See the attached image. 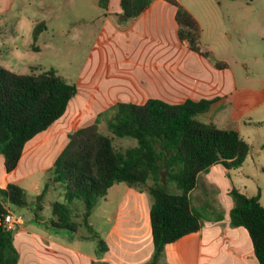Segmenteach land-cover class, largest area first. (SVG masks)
<instances>
[{
  "label": "crops",
  "instance_id": "obj_1",
  "mask_svg": "<svg viewBox=\"0 0 264 264\" xmlns=\"http://www.w3.org/2000/svg\"><path fill=\"white\" fill-rule=\"evenodd\" d=\"M176 1L199 24L200 49L208 57L193 52L189 43L180 39L178 8L167 0H152L149 8L135 19L125 17L122 0H109L106 7L97 0L94 6L99 14L95 20H101L102 26L81 76L78 93L66 113L26 144L13 172H7L5 159L0 154V188L19 185L26 191L27 201L31 196L28 202L32 204L48 186L39 220L32 210L31 216H27L24 209L19 212L11 209L25 217V223L14 232L15 247L20 255L18 264H148L153 259L152 199L146 191L124 183L112 186L89 217L90 225L108 246L105 253L98 255L97 242L85 227L71 233L50 226L52 204L64 198L63 191L59 190V185L52 184L48 174L67 146L70 134L93 125L100 114L118 103L144 104L149 99L170 104L216 100L210 110L200 116L204 122H213L221 113H228L231 118L233 111L246 106L240 104L241 99L235 95L248 90L245 87L248 82H243L229 61L215 55L214 48L204 43L201 20L184 0ZM16 2L0 0V18L6 17ZM222 5V2L218 4ZM262 106L264 98L241 113L236 126L228 128L237 130L250 146L252 134L245 135L242 126L259 124L250 116ZM231 171L215 165L200 175L191 193L193 207L197 210L206 206L211 217L202 215V228L168 245L163 258L155 264H260L248 231L230 225L229 214L234 205L230 192L236 187L244 194L233 179H228ZM51 186L54 195L49 192ZM259 193L261 201V188L256 195L247 196L255 197ZM48 195L59 201L50 199L47 203ZM209 199L213 206L208 203Z\"/></svg>",
  "mask_w": 264,
  "mask_h": 264
},
{
  "label": "trees",
  "instance_id": "obj_2",
  "mask_svg": "<svg viewBox=\"0 0 264 264\" xmlns=\"http://www.w3.org/2000/svg\"><path fill=\"white\" fill-rule=\"evenodd\" d=\"M108 1L100 0L103 7ZM167 1L178 8L180 39L187 41L193 52L208 57L200 49L197 21L176 0ZM151 2L122 0L125 17H139ZM38 31L40 26L34 32L35 40ZM77 93V86L54 69L34 67L21 74L0 66V154L8 173L18 167L26 144L62 118ZM215 101L170 104L149 99L144 104H116L107 126L113 137L136 141L134 147L126 150L116 149L113 137L101 133V114L93 125L70 134L67 146L50 170L51 181L62 187L64 197L63 202L52 204L50 226L71 233L85 227L97 242L98 255L105 253L108 246L90 225L89 217L112 186L124 183L146 191L152 199L154 255L148 264L161 260L168 245L198 232L203 226V216L193 207L191 193L200 175L215 165L239 169L251 150L237 130L221 129L200 120ZM47 187L32 204L19 185L0 188V215L12 208L29 209L39 220ZM230 196L234 203L230 225L248 231L256 258L264 264V206L260 193L248 197L233 187ZM19 259L14 232L0 226V264H18Z\"/></svg>",
  "mask_w": 264,
  "mask_h": 264
},
{
  "label": "rangeland",
  "instance_id": "obj_3",
  "mask_svg": "<svg viewBox=\"0 0 264 264\" xmlns=\"http://www.w3.org/2000/svg\"><path fill=\"white\" fill-rule=\"evenodd\" d=\"M16 1L6 17L0 18V66L21 74L29 73L34 67L54 69L78 88L102 26L101 20H95L99 14V9L94 6L97 0ZM184 1L201 20L205 30L204 43L214 48L215 55L228 60L243 82H248L245 87L249 89L235 95L241 99L239 103L246 106L233 111L231 118L228 113H221L213 122H208L215 124L217 121L215 125L222 129L236 126L240 114L264 98V0ZM221 2L223 5L218 6ZM39 26L41 31L35 40L34 32ZM115 105L101 114L100 131L111 137L114 135L107 122L113 116ZM251 114V120L259 124L242 126L245 135L252 134L249 138L250 154L242 168L232 170L228 179H233L246 195H256L261 188L264 206V148H261L264 147V106ZM113 144L118 150H126L134 147L136 141L113 137ZM49 192L54 195L52 186ZM31 199L29 196L28 201ZM50 199L59 201L48 195L46 202ZM209 202L213 206L212 200ZM78 204L83 206L80 202ZM15 210L19 212L21 209ZM24 210L27 216H31L29 209ZM196 211L204 217H211L206 206L203 209L198 207ZM78 213L80 215L82 210Z\"/></svg>",
  "mask_w": 264,
  "mask_h": 264
},
{
  "label": "built area",
  "instance_id": "obj_4",
  "mask_svg": "<svg viewBox=\"0 0 264 264\" xmlns=\"http://www.w3.org/2000/svg\"><path fill=\"white\" fill-rule=\"evenodd\" d=\"M24 223V215L16 213L11 209L6 214L0 215V226H3L8 231L15 232Z\"/></svg>",
  "mask_w": 264,
  "mask_h": 264
}]
</instances>
